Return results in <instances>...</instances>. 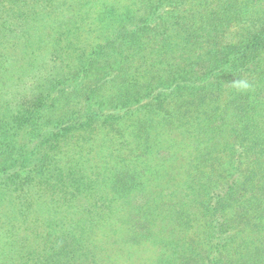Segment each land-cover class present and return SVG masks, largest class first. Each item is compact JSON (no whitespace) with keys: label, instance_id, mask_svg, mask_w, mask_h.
I'll return each mask as SVG.
<instances>
[{"label":"trees","instance_id":"16d2710c","mask_svg":"<svg viewBox=\"0 0 264 264\" xmlns=\"http://www.w3.org/2000/svg\"><path fill=\"white\" fill-rule=\"evenodd\" d=\"M135 263L264 264V0H0V264Z\"/></svg>","mask_w":264,"mask_h":264},{"label":"rangeland","instance_id":"374dc122","mask_svg":"<svg viewBox=\"0 0 264 264\" xmlns=\"http://www.w3.org/2000/svg\"><path fill=\"white\" fill-rule=\"evenodd\" d=\"M31 5H32V4H31ZM39 9L42 10V9H41V5L39 4V2H36L35 10L38 11ZM43 12H44V11H43ZM9 17H10V16H9ZM11 18H12V17H11ZM12 92H13V94L16 93L15 90H12V89H11V92L9 93L10 96H11V93H12ZM143 249H144V250H143V251L141 250L142 252L140 253V254H141V255H140L141 257H143V256H145V255L147 254V252L145 251V248H143ZM149 255H150V254H149ZM149 255H148V256H149ZM135 264H137V263H135Z\"/></svg>","mask_w":264,"mask_h":264},{"label":"clouds","instance_id":"9594fccd","mask_svg":"<svg viewBox=\"0 0 264 264\" xmlns=\"http://www.w3.org/2000/svg\"><path fill=\"white\" fill-rule=\"evenodd\" d=\"M233 87L237 88V89H247L249 87L248 83L240 81V82H236Z\"/></svg>","mask_w":264,"mask_h":264}]
</instances>
